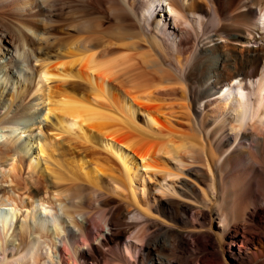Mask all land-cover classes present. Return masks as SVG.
<instances>
[{
    "label": "bare ground",
    "instance_id": "bare-ground-1",
    "mask_svg": "<svg viewBox=\"0 0 264 264\" xmlns=\"http://www.w3.org/2000/svg\"><path fill=\"white\" fill-rule=\"evenodd\" d=\"M61 1L0 0V24L15 20L13 28L17 29L14 38L5 34L0 35L1 102L6 95L10 96L5 100L9 101L6 111L0 116V131L6 130L10 134L18 135L17 140H5L7 144H3L0 149V162L2 158L6 159V162L9 161L7 170L10 173H15V170L20 171V168L26 164L30 174L42 173L41 163H44L45 169H49L55 178L60 177L70 183V190L85 193L87 202L93 194H102L105 197L115 195L127 202L126 207L132 208V222L123 221L126 209L124 210L122 204L118 203L99 215V222L96 225L101 226L100 236L93 239L96 228L90 229L93 226L90 217L82 211L79 212L80 209L72 210L73 219L78 218L80 225H74L76 221L72 219L74 223L65 222L62 231H58L56 218L45 208L42 199H37V205L31 203L25 215L20 216L18 215L20 209L15 205V196L5 197L4 200L5 198L2 199L3 196L0 195L2 234L4 238L7 235L10 237L15 231L10 243L5 239L3 243L2 240L0 264H38L39 252L36 250V242L31 240L27 245L23 243L26 230L30 229V221H34L47 231L54 227L53 239L57 246L54 257L57 263L53 260L52 252L48 251L44 264H66L64 257L71 255L70 251L75 247L80 249L81 246L83 248L78 253L79 260L98 264V258L107 260L108 257L100 247L110 244L120 252L118 246L122 243V236L125 234H128L130 240L124 243V252L120 255L124 264H129L128 259L131 264L137 263L144 258L145 253L149 254L158 246L164 250L169 249L174 255L183 256L185 247L188 246L185 239L170 232L169 228L163 230L161 224L159 226L154 220L153 212L159 207L169 211L173 207V210H178L180 203L176 202V199L181 196L183 199V196L195 191L206 197L207 192L202 186V171L194 167L199 165L201 160H198L197 155L203 154L206 149L203 156L214 161L211 146L213 145L217 151L224 145L229 146L231 137L226 133L228 131L233 132L234 141L238 140V144L233 149L234 157L241 161L249 159L247 162L252 163L249 179L246 181L247 192L243 197L246 205L250 204L252 207L251 223L264 230V151L261 147L264 138L254 133L261 131L264 134V67L261 77L256 79L258 66L264 59V49L252 50L250 45L253 38L250 33L238 34L240 39H234L236 42L232 44L230 51H227L228 55L221 51L216 54L217 50H222L224 41L213 37L208 42L212 44L203 48L205 52L214 54L215 58L208 71L199 75V80L204 79V82L198 83L202 88V94L207 98L206 102H217L214 109L218 114L214 116L215 111L212 110L205 112L201 121L199 120L201 125L199 124V135H197L191 125L186 124L189 129L182 130L175 124L177 114L175 106L166 103L161 95L170 86L165 88L146 70L141 67L139 69L137 62L140 63L138 60H141L142 63H146L145 56L136 60L134 58L136 54L130 56L110 47L112 44L106 37H113L114 27L108 25L101 28L102 24L94 13L102 4L112 9L117 0L79 2L81 5L78 8L76 6V10L69 9L71 12L65 20L62 19L64 20L62 23L65 22L72 33L64 34V38L59 39L52 31V34L58 37L57 41H61L56 42L50 30L54 28L55 21L52 20L54 10ZM123 1L129 6L133 15L140 16L138 19L145 22L149 17H153L154 10L162 8L160 2L167 4L165 14L170 13L176 19L185 22L195 17L200 19L201 13L208 16L209 20L219 17L209 6L208 0ZM213 1L219 3V0ZM225 1L226 19H240L245 22L258 16V23L255 25L264 31V0L260 2L245 0L236 8V0ZM61 3L64 4L63 1ZM62 4L60 7L63 6ZM56 13L60 14V11ZM161 21L158 20V23ZM100 35L105 37L102 36V39ZM240 54L247 56V64H238ZM230 56L234 57L230 58ZM212 74H214L213 78L210 76ZM28 86L30 92H25L24 89ZM19 88L21 91H18ZM84 88H88L87 94H84ZM15 90L17 97L11 92ZM179 90L184 97L188 95L185 87L180 86ZM26 93L33 95L35 105L23 109L16 101L21 96L23 98L27 96ZM216 93L225 96L224 99L217 98L221 99V102L214 98L210 99ZM234 102L236 110L230 107ZM5 103H2L0 108H5ZM198 104L199 100L193 99L190 106L184 107L189 120L198 116ZM35 106L38 107L36 112ZM9 113L12 114L10 118H8ZM242 117L247 118L249 123L243 130H238L236 122ZM37 118L45 122L47 124L45 126L51 131L71 135L72 139L74 137L79 142L73 139L75 142L72 140L74 143L65 147L52 136L43 134L42 138L37 137V140L30 139L19 143L18 141L24 139V136L31 137L30 132L33 130L28 125ZM39 124L36 125L37 129H41ZM126 130L131 134L123 136ZM202 139L207 143V148ZM251 151L255 153V157L252 156ZM99 152L105 154V160L101 154L105 164L104 161L99 160L100 155L97 156ZM203 162L201 164L209 168L208 162ZM32 177L30 175L34 186H39L41 184L39 179ZM169 179L179 181H171L167 186L164 183ZM175 184L179 187L176 188ZM0 193H2L1 186ZM77 195L68 199L72 209L79 208L82 200ZM10 204L15 207H10L12 206ZM233 205H237L236 202ZM232 207L234 210V206ZM242 209L244 210L243 207ZM221 214L217 227L221 229V233L214 234L218 242V252L223 259L228 255L233 263L249 264L262 258L264 248L260 247L261 237L258 234L252 236L251 243L256 248V252H251L249 259L244 258L247 249L243 248L244 237L239 227L235 226L233 231L227 232L226 219ZM211 223L212 221L209 222L210 226ZM149 228H155L158 233L162 230V234L157 237L147 234ZM246 228L252 229V224L247 225ZM193 242L196 244L193 250L198 249L199 242L194 239ZM233 247H236V250ZM164 261L163 258L155 256L150 264H163ZM259 264H264V259Z\"/></svg>",
    "mask_w": 264,
    "mask_h": 264
},
{
    "label": "rangeland",
    "instance_id": "rangeland-1",
    "mask_svg": "<svg viewBox=\"0 0 264 264\" xmlns=\"http://www.w3.org/2000/svg\"><path fill=\"white\" fill-rule=\"evenodd\" d=\"M62 1L64 4L61 3ZM62 1L60 2V5L58 4L54 10L55 13L56 11L57 12L60 11L61 15L59 13L56 14L54 13V18H52V20L54 19L55 21L53 23L54 28L50 30V34H52L53 31V33H55V35L58 36L59 39H63L64 38L63 35L70 32L68 27L65 25V22L62 23L65 20L66 16L71 12L69 9L73 8L72 10H76L81 5V3L79 2H81L82 0H62ZM140 1L145 2V0H140ZM244 1L245 0H236L235 8L241 6L244 3ZM255 1L260 2L261 0H255ZM208 2L210 3L209 6L215 11L217 16H219L214 20H209V17L202 13L200 15V19L199 17H195L193 19L188 20L187 22L181 19H176L170 13L165 14V10L167 12L166 2H160V4L158 3L160 6L162 4V8L161 9L158 8L157 11L154 10L153 17H149L147 22L138 19L140 18V16L137 17L133 15L130 12L129 6L126 5V3L123 0H117V2L112 6V9L108 8L106 4L99 5L96 9V12L94 13L95 14L94 16L97 18L99 23L102 24L101 28H104L108 25H112L114 27V32L112 34L113 37L111 38L106 37L109 39V41L112 44L110 47L114 49L116 48L117 50L119 49V51L130 54V56H134L136 54L134 56L136 60L140 59V57L145 56V58L147 59L146 63H142L141 60H138L140 61L141 64L137 62L139 69L141 67L142 69L146 70L148 74L154 76V78H156L159 82H161L162 86H164L165 88L168 85L170 86V88L168 89L166 88L164 93H162L161 95L162 97H164L163 99L165 100L166 103L175 106L177 113L175 115L176 116L175 124H177V126H179L182 130L185 129L188 130L189 129L188 125H191L193 130H195L194 132L197 135H199V124L201 125L200 121L203 117V114L208 110L209 111L212 110V112L215 111L213 113V115L215 114L214 116H217L216 114H218V112L214 109L217 102L215 101L209 103L206 102L207 98L206 96H204V94H202V88H200L199 85V83L204 82V79L199 80V75L201 73L204 74L203 72L208 71V69L212 65L211 63L214 61L215 58L214 54L210 52H205L203 50V48L208 46V44L209 45L212 44V43H208L210 38L213 37L216 40L224 41L223 44L225 45V47L223 45L222 50H217L216 54L220 53L221 51L223 53L226 52L225 55H228L229 52L227 51L228 50L230 51L232 44L236 42L235 41L236 39L237 40L240 39L237 36L238 34L249 35L250 33V36L253 38L252 39L253 41L251 42L250 45L252 46L251 47L252 50H255V48L256 50L260 48L264 49V31H261L255 25L258 23L257 21L258 16L252 19L251 21L245 20V22L240 19L228 20L224 17V14L226 12L225 0H219L218 4H216L215 1L213 0L212 2L211 0H208ZM61 4L64 7L63 6L60 7ZM161 10H163L164 12H158ZM55 19H57V21ZM158 20H162V21L158 23ZM14 21L15 20H13L12 22L10 21V23L6 22L3 25L0 24V35L5 34L6 36L9 35L7 37L14 38L17 34V29L13 28L15 27V25L13 24ZM231 29H233V31ZM52 35L56 42L60 41V40L57 41L58 37H56L54 34ZM102 36L103 38L105 37V35H100L101 38ZM245 56H246L245 54L238 55V64H247L248 58L247 56L246 57ZM233 57L234 56H230V58ZM263 67H264V59L260 61L256 79L261 77L262 75L261 73L263 72L262 69ZM210 76L213 78L214 74ZM230 84L232 85V82ZM180 86L185 87L186 90L188 91L187 92L188 95L186 97H184L181 94V91L179 90ZM171 88H173L174 90H171ZM87 89L88 88L83 89V91L85 92L84 94H87L86 93ZM16 90L14 92L11 91L12 95H14L15 97H17ZM18 91H21V88H19ZM24 91L30 92L29 86L26 87ZM220 93H216L214 96L210 97V99L214 98L216 101L221 102V99H217V98L224 99L225 96L222 97ZM26 95H27L25 96L26 98L25 97L23 98V96H21V98L19 99L17 98L16 101L17 105H19L23 109L35 105L33 95L31 93H26ZM9 97H10L9 95H6L4 101L1 102L0 100V105L6 102L4 104L5 108H0V116L4 114V112L6 111L7 108L6 106L7 104H9V101H5V100H7ZM193 99L199 100V104L197 105L199 114L197 116L198 118L193 117L191 120H189L186 113L184 112L185 111L184 107H186L187 105L190 106L191 101ZM235 106L236 104L234 102V104L231 105L230 107L236 110ZM14 108L12 109L14 110ZM37 109L38 107L35 106L34 107L35 112ZM13 110L11 111L13 112ZM11 113L8 114V118H10L9 116L13 114ZM33 121L34 124L31 123L32 122L31 121L28 125V127L30 126V128H32L33 130V132H30L31 137L24 136V139H20L18 141L19 143L24 142V140L25 141H29L30 139H32V141L33 139L37 140V137L42 138L43 134L52 136L58 143L62 144L65 147H68V145L73 144L75 142L74 140H76V142H79V140L75 139L74 137L73 140L71 135L67 136V134H60L57 131H51L49 127L47 128L45 126L47 124L45 122H41L39 118ZM38 123H40L39 126L41 127V129H37ZM126 131H124L123 136H126L127 134H131L130 131L129 132ZM226 133H228V135L231 137L229 146L224 145L218 151L214 149L213 145L211 146L215 158L214 161L209 160L207 156L204 157L206 149L203 151L204 156L202 153L200 155H197L198 160L199 159L201 160H199V165L197 164L194 167L199 168L202 171L201 172L203 179L202 186H204V189L207 192L206 197L204 198V196H202V194L199 191H195L191 194L188 193L187 196L185 197L183 196V199L182 196L176 199V202L180 203L178 210H173L174 209L173 207L169 211L159 207L156 209V212H153L155 214L154 220L157 221L159 226L161 224L163 230L169 228L170 232H172L173 234H178L185 239L188 246L185 247L183 256L177 254L174 255L169 251V249L164 250L162 249V247L158 246L157 248L152 250L149 254L145 253L143 255L144 258L142 260L141 259L138 260V262L135 264H150V261L154 259L155 256H159L163 258L165 260L163 264H239L237 262L233 263V261L230 260L228 255L226 256L225 259H223V257L218 252V242L214 233L216 234L221 233V229L217 228L221 213H222L221 215H224L226 219L225 230L227 232L230 233L231 231H233V227L235 226L239 227L240 232L244 237L242 243L243 248L247 249L245 254L243 255L244 258L249 259L251 252L252 253L256 252V248H254L251 243L252 236L254 234H258L261 237L260 243L262 245L260 247L264 248V230L260 229L254 223H251L250 215H251L252 207L250 204H248L249 206L246 205V201L244 198L247 192L246 181L249 179L250 166L252 165V163L247 162L249 161V159L247 161H241L236 157H234L233 149L238 144V140L234 141V137L232 136L233 132L228 131ZM254 133L256 136L260 135L259 137L264 138V134H262L261 131ZM28 134L29 133H27V135ZM6 139L17 140L18 135L10 134V132H6V130L3 131L1 130L0 149L3 147V144H7V142H5ZM67 140L71 142L69 143ZM72 140L74 141L73 143ZM202 142L205 145V148H207L208 147L207 143L203 139ZM261 147L264 151V143L263 145L261 144ZM251 152H252V156L255 157L256 156L255 153L253 151ZM101 154L99 152L97 156L100 155L99 160L104 161L105 154H102L104 160H102ZM88 156L90 157L91 155ZM202 162L203 163L208 162L209 168L204 167L201 164ZM0 163H3L0 164V186L2 192L0 193V195L1 197L3 196L2 199L8 196L9 197L15 196L14 197V199L16 200L15 205L16 207H18L17 209H20L21 213L19 212L18 214L20 216L21 214L25 215L24 213L28 211L27 209L30 207L29 205L31 203L34 202L33 205H37L38 204L37 199L40 198L43 200L42 202L45 208H47V210H50L51 215H54L53 217L56 218V227L58 228V231H62L63 226H65V222L69 224L73 220H75L76 221L75 223L73 221L74 225L76 226L80 225L78 224L80 223L78 218L73 219L72 217V214H74L73 211L75 209L79 211L80 209L79 212L82 211V213L84 214L86 213V215L90 217L91 224L93 225L90 227V229H93V227L96 228V233L93 239H97V237L100 236L101 226L96 225L99 222L98 220L99 215L102 214L104 211H106L108 208L115 206L118 203H121L123 209L124 208L126 209V210L124 209L125 218L123 219V221L127 223L132 222L131 216L133 214V210L132 208H129V206L126 207L127 202L120 200L121 198L115 195H111V196L108 195L105 197V195L103 196L102 194H97V195L93 194L89 202H87L85 199L86 198L85 193L83 192L81 193L80 191H76V190H70L71 189L70 183L67 182L66 179L63 178L61 179L60 177L55 178V176L51 173L49 169L47 170L45 169L46 166L44 165V163H41V168L43 172L42 173L37 172L35 174H30V171L28 170L26 164H24L23 167L20 168L21 172L15 170L14 171L15 173L13 172L10 173L7 170L9 168V161L6 162V159L2 158ZM30 175L33 176L32 177L33 179L37 177L41 184L39 186H34L33 180L30 178ZM171 181L178 182L179 180L169 179L164 184L169 186L171 184ZM175 187L177 188L179 186L175 184ZM75 194L76 195L78 194L82 198V200L81 202L78 201L80 202L79 208L73 207L74 209H72L71 208L72 206L68 204V199L75 196ZM239 195H241L243 199ZM4 200H6V198ZM235 202L237 205H233L235 204ZM232 206H234V210L232 209L233 208ZM10 207H15V206L12 205ZM242 207L244 208V210L242 209ZM62 208H64V210ZM245 208L248 210H245ZM236 210L239 213L235 212ZM238 216L239 218L241 217L242 218L239 220V218H237ZM22 218L23 216L20 218V222ZM210 221H212L211 226L209 225ZM237 221H239V223ZM29 223H30V229L26 230L27 234H25L23 237V243L27 245L31 240L36 242V250L39 252L38 264H44V262L47 260L46 252L48 251L52 252L51 255L54 258L53 260L54 262L57 263V260L55 258L56 257L55 252L57 251V246L55 245V240L53 239V235H55L54 227L52 226L50 228V231H47L39 227V225H37L34 221H30ZM250 224H252V229H247L246 226ZM146 233L157 237L162 234V230L158 233V231H155V228H149L146 231ZM11 234L12 235L10 237L7 235L4 238L0 224V247L2 244V240L4 243V239L6 240L7 243H10L12 241L15 231ZM193 239L199 242V246H198L199 248L196 250H193V248H195L196 246L194 242H193L194 244L192 243ZM127 240L128 241L130 240L128 234L123 235L122 243L118 246L120 252H118V250L115 249L114 246L110 244L109 245L104 244L102 247H100L102 252L108 254V257L107 260H102L98 258V264H124L122 262L123 260L121 259L120 255L122 254L121 252H124L123 245L125 242H127ZM96 243L94 242V244ZM81 248L83 247L81 246ZM80 249L78 247H75L72 251H70L72 252L71 255H66L64 257L66 264L67 263L91 264V263H84L83 261L79 260L78 253L81 251ZM233 249L236 250V247H233ZM244 249L241 250L243 251ZM66 258L68 259L66 260ZM262 259H264V256L262 258L256 259L255 261L250 262L249 264H259L262 261ZM128 262L129 264H131L129 259Z\"/></svg>",
    "mask_w": 264,
    "mask_h": 264
},
{
    "label": "clouds",
    "instance_id": "clouds-1",
    "mask_svg": "<svg viewBox=\"0 0 264 264\" xmlns=\"http://www.w3.org/2000/svg\"><path fill=\"white\" fill-rule=\"evenodd\" d=\"M233 83H236L235 81ZM249 123L248 119L245 117H242L239 121L236 122L238 125V130H243L247 124Z\"/></svg>",
    "mask_w": 264,
    "mask_h": 264
}]
</instances>
